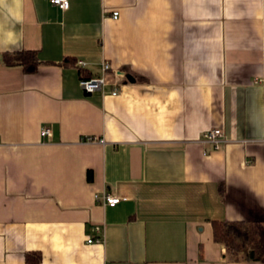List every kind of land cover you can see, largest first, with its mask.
I'll return each mask as SVG.
<instances>
[{"label": "crops", "instance_id": "crops-1", "mask_svg": "<svg viewBox=\"0 0 264 264\" xmlns=\"http://www.w3.org/2000/svg\"><path fill=\"white\" fill-rule=\"evenodd\" d=\"M22 51L36 74L4 63ZM214 220L264 223V0H0V264H263Z\"/></svg>", "mask_w": 264, "mask_h": 264}, {"label": "trees", "instance_id": "trees-1", "mask_svg": "<svg viewBox=\"0 0 264 264\" xmlns=\"http://www.w3.org/2000/svg\"><path fill=\"white\" fill-rule=\"evenodd\" d=\"M6 66H20L26 74H36L39 68V60L36 53L22 51L10 53L3 56ZM81 77H92L86 71H80ZM90 180L92 179L90 175ZM214 240L226 249L228 260L239 262L249 260L264 264V223H245L212 221ZM41 257L38 255L35 263L28 255L30 264H40Z\"/></svg>", "mask_w": 264, "mask_h": 264}, {"label": "built area", "instance_id": "built-area-1", "mask_svg": "<svg viewBox=\"0 0 264 264\" xmlns=\"http://www.w3.org/2000/svg\"><path fill=\"white\" fill-rule=\"evenodd\" d=\"M51 4L58 7L60 10H67L69 7V0H51ZM119 18V12L113 13V19ZM89 64L84 60H78L76 68L79 71H86ZM101 75L92 76L89 78L81 77L80 85L85 93L93 95L95 93L106 94L107 88L111 87L110 94L114 97L119 95L122 84L126 80V75L122 72H118L112 69L111 65L104 62L101 66ZM113 77V81L110 82V77ZM42 137L48 138L52 136L51 129L44 128L41 132ZM85 143H103L104 141L95 137H88L82 140ZM224 132L222 129H212L203 134L200 143L213 145L214 149H219L221 146L227 143ZM96 199L99 197L96 196ZM102 204L107 207H116L120 203L118 197L105 194L102 198ZM95 237L88 239V244H103L105 242V227L104 225H97L93 228Z\"/></svg>", "mask_w": 264, "mask_h": 264}, {"label": "water", "instance_id": "water-1", "mask_svg": "<svg viewBox=\"0 0 264 264\" xmlns=\"http://www.w3.org/2000/svg\"><path fill=\"white\" fill-rule=\"evenodd\" d=\"M128 80L131 81V82H134V79L132 76H128ZM87 95H90V94H87Z\"/></svg>", "mask_w": 264, "mask_h": 264}]
</instances>
